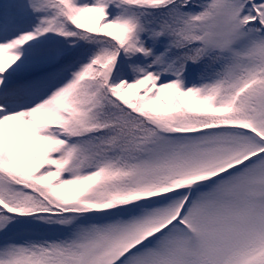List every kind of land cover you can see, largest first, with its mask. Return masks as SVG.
I'll return each mask as SVG.
<instances>
[{
    "label": "snow or ice",
    "instance_id": "obj_1",
    "mask_svg": "<svg viewBox=\"0 0 264 264\" xmlns=\"http://www.w3.org/2000/svg\"><path fill=\"white\" fill-rule=\"evenodd\" d=\"M0 264H264V0H0Z\"/></svg>",
    "mask_w": 264,
    "mask_h": 264
}]
</instances>
